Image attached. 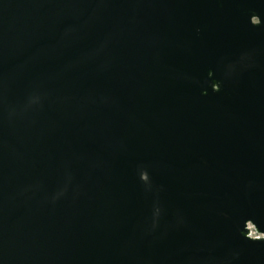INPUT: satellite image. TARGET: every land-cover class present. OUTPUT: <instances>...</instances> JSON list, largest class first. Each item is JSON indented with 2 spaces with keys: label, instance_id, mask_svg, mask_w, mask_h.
<instances>
[{
  "label": "water",
  "instance_id": "95a60500",
  "mask_svg": "<svg viewBox=\"0 0 264 264\" xmlns=\"http://www.w3.org/2000/svg\"><path fill=\"white\" fill-rule=\"evenodd\" d=\"M0 264H264V0H0Z\"/></svg>",
  "mask_w": 264,
  "mask_h": 264
},
{
  "label": "built area",
  "instance_id": "2783aa9c",
  "mask_svg": "<svg viewBox=\"0 0 264 264\" xmlns=\"http://www.w3.org/2000/svg\"><path fill=\"white\" fill-rule=\"evenodd\" d=\"M253 234H254V235H256V233H255V232H253Z\"/></svg>",
  "mask_w": 264,
  "mask_h": 264
}]
</instances>
